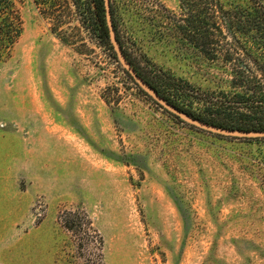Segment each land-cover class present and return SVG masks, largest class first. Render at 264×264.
Returning <instances> with one entry per match:
<instances>
[{
  "label": "rangeland",
  "instance_id": "obj_1",
  "mask_svg": "<svg viewBox=\"0 0 264 264\" xmlns=\"http://www.w3.org/2000/svg\"><path fill=\"white\" fill-rule=\"evenodd\" d=\"M38 1L16 2L22 31L0 61V264H264V140L171 119L73 1ZM109 5L123 47L150 74L214 100L235 91L232 66L259 69L260 50L226 28L217 38L236 52L230 63L180 42L179 0Z\"/></svg>",
  "mask_w": 264,
  "mask_h": 264
},
{
  "label": "trees",
  "instance_id": "obj_2",
  "mask_svg": "<svg viewBox=\"0 0 264 264\" xmlns=\"http://www.w3.org/2000/svg\"><path fill=\"white\" fill-rule=\"evenodd\" d=\"M35 4L43 2L33 0ZM83 14V24L90 30L98 43L102 44L113 58L114 62L131 80L126 71L117 61L108 39L103 0H71ZM182 12L172 23V29L184 45L194 49L200 57L208 60L222 55L223 63H230L233 54L229 48L224 49L217 36L226 38L222 29L229 30L230 36L246 37L260 50L252 60L259 69L254 74L239 64L232 66L230 90L221 92L209 99L206 93L195 90L192 85L183 79L170 74L149 73L145 68L135 63L123 47L118 34L117 40L136 72L151 85L160 96L188 114L220 127L242 130L264 131V0H179ZM22 0H0V61L10 55L11 49L22 31L19 6ZM113 26L116 31V25ZM218 34V35H216ZM235 40V38H234ZM232 50V49H231ZM241 50H244L243 48ZM161 72V71H160ZM138 91L157 105L163 113L171 119L182 123L191 130H198L178 119L144 93L132 80ZM220 136V135H219ZM246 141H262L264 137L236 138ZM69 218L65 219V227L78 232L74 221L69 225ZM79 228L80 225H77Z\"/></svg>",
  "mask_w": 264,
  "mask_h": 264
},
{
  "label": "water",
  "instance_id": "obj_3",
  "mask_svg": "<svg viewBox=\"0 0 264 264\" xmlns=\"http://www.w3.org/2000/svg\"><path fill=\"white\" fill-rule=\"evenodd\" d=\"M105 20L107 25L108 39L111 44L113 53L121 65V67L126 71L131 80L149 96L153 101H155L161 108L165 109L178 119L183 122L194 126L197 129L213 133L216 135L231 137V138H257L264 137V131L257 130H242V129H230L226 127H220L207 122L201 121L200 119L188 114L187 112L179 109L172 103L168 102L164 97L160 96L159 93L142 77L136 72V70L131 66L127 57L125 56L119 41L117 40L116 31L113 26L109 0H103Z\"/></svg>",
  "mask_w": 264,
  "mask_h": 264
}]
</instances>
